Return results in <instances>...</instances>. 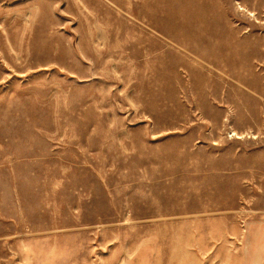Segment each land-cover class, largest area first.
I'll list each match as a JSON object with an SVG mask.
<instances>
[{"label": "rangeland", "instance_id": "374dc122", "mask_svg": "<svg viewBox=\"0 0 264 264\" xmlns=\"http://www.w3.org/2000/svg\"><path fill=\"white\" fill-rule=\"evenodd\" d=\"M0 264H264V0H0Z\"/></svg>", "mask_w": 264, "mask_h": 264}]
</instances>
